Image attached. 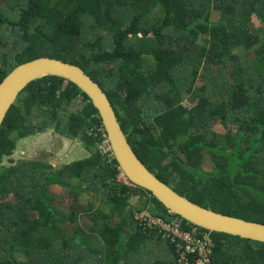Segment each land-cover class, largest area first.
Returning a JSON list of instances; mask_svg holds the SVG:
<instances>
[{
	"label": "trees",
	"instance_id": "obj_1",
	"mask_svg": "<svg viewBox=\"0 0 264 264\" xmlns=\"http://www.w3.org/2000/svg\"><path fill=\"white\" fill-rule=\"evenodd\" d=\"M40 57L82 69L136 157L177 194L264 224V0H0V83ZM99 126L88 97L62 78L19 94L0 126V264H177L175 246L134 213L192 225L118 181L115 159L97 148ZM46 132L87 156L3 165L18 141ZM197 229L213 264H264V243Z\"/></svg>",
	"mask_w": 264,
	"mask_h": 264
},
{
	"label": "water",
	"instance_id": "obj_2",
	"mask_svg": "<svg viewBox=\"0 0 264 264\" xmlns=\"http://www.w3.org/2000/svg\"><path fill=\"white\" fill-rule=\"evenodd\" d=\"M51 76L74 84L88 97L106 132L113 158L131 184L148 191L169 213L195 227L264 243V224L223 215L196 205L149 172L131 149L105 93L78 66L40 57L15 67L0 83V126L8 110L30 82Z\"/></svg>",
	"mask_w": 264,
	"mask_h": 264
},
{
	"label": "rangeland",
	"instance_id": "obj_3",
	"mask_svg": "<svg viewBox=\"0 0 264 264\" xmlns=\"http://www.w3.org/2000/svg\"><path fill=\"white\" fill-rule=\"evenodd\" d=\"M215 19V18H213ZM254 25L258 27V22L253 19ZM183 105L186 107H191L186 98L183 100ZM214 131L217 133H223V130L219 126H215ZM234 131V130H232ZM52 133L46 132L44 134L35 135L32 137H27L17 142L16 149L14 150L13 154L7 159L3 165L7 167L17 166L19 160L28 158L31 160H43L53 167L58 168L61 165L70 164L73 161L82 159L87 156L86 151L83 150L81 145L72 140H68L62 137L58 139L60 141H53ZM55 137V136H54ZM57 138V137H56ZM13 159V160H12ZM211 163V162H210ZM122 181V180H121ZM51 189V188H50ZM49 189V190H50ZM56 192L57 196V204L67 205L71 198H65L64 195L66 192L61 188L58 189ZM89 201H94L92 197H88L85 199H79L77 204L79 206H85ZM98 203V201H96ZM131 203L134 205L139 204V195L137 192L132 193ZM96 205V204H95ZM80 226L84 228L85 222L79 220ZM58 227L61 230L67 228V235L66 238L72 236V231L70 230L71 226H66L65 223H60ZM201 246V245H198ZM178 264V261H177Z\"/></svg>",
	"mask_w": 264,
	"mask_h": 264
},
{
	"label": "built area",
	"instance_id": "obj_4",
	"mask_svg": "<svg viewBox=\"0 0 264 264\" xmlns=\"http://www.w3.org/2000/svg\"><path fill=\"white\" fill-rule=\"evenodd\" d=\"M97 132L99 135V152L107 158H113L112 150L103 127L99 126ZM118 181L127 186L131 185L121 172L118 176ZM134 220L137 225H141L144 228H156L163 240H169L175 246L178 264H212L211 253L207 247L212 243L205 234L201 236V239L199 238L198 234L200 235V233L197 229L199 227L193 225L192 227H186L181 220L177 219L164 222L144 211L134 213Z\"/></svg>",
	"mask_w": 264,
	"mask_h": 264
},
{
	"label": "crops",
	"instance_id": "obj_5",
	"mask_svg": "<svg viewBox=\"0 0 264 264\" xmlns=\"http://www.w3.org/2000/svg\"><path fill=\"white\" fill-rule=\"evenodd\" d=\"M50 133H52V132H50ZM52 135L55 136V137L53 136V139H56V137H57V138L61 137V136H59V135H57V134H55V133H52ZM94 135L97 136V138L99 139V137H98L99 135H98V132H97V128H96V132H94ZM62 138H63V137H62ZM97 144H98V143H97ZM97 148H98V145H97Z\"/></svg>",
	"mask_w": 264,
	"mask_h": 264
},
{
	"label": "clouds",
	"instance_id": "obj_6",
	"mask_svg": "<svg viewBox=\"0 0 264 264\" xmlns=\"http://www.w3.org/2000/svg\"><path fill=\"white\" fill-rule=\"evenodd\" d=\"M101 126H102V124H101ZM103 127V126H102ZM104 129V128H103ZM105 131V130H104ZM106 133V132H105ZM119 168V167H118ZM119 171H120V169H119ZM121 172V171H120ZM122 173V172H121ZM128 180V179H127ZM188 223V222H187ZM213 264V263H212Z\"/></svg>",
	"mask_w": 264,
	"mask_h": 264
}]
</instances>
